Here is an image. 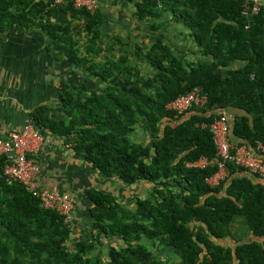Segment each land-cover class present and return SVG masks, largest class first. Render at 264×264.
Listing matches in <instances>:
<instances>
[{
    "label": "trees",
    "instance_id": "obj_1",
    "mask_svg": "<svg viewBox=\"0 0 264 264\" xmlns=\"http://www.w3.org/2000/svg\"><path fill=\"white\" fill-rule=\"evenodd\" d=\"M125 1L147 25L131 49L121 36L103 39L101 8L0 0V32L41 27L51 38L48 53L87 75L63 82L59 105L39 106L31 120L62 136L106 180L141 182L148 191L131 207L90 188L91 228L75 237L76 205L70 222L43 207L22 183L1 176L0 154V264H264V242L224 241L238 218L264 236V184L248 177L258 176L227 162L233 177L213 186L206 179L217 166L189 165L215 157L213 133L202 124L220 110L242 112L230 122L232 142L264 141V5L248 17L246 0ZM175 24L184 39L168 42ZM196 85L208 93V107L176 117L167 105ZM139 129L145 136L136 140ZM157 243L180 258L166 259Z\"/></svg>",
    "mask_w": 264,
    "mask_h": 264
},
{
    "label": "crops",
    "instance_id": "obj_2",
    "mask_svg": "<svg viewBox=\"0 0 264 264\" xmlns=\"http://www.w3.org/2000/svg\"><path fill=\"white\" fill-rule=\"evenodd\" d=\"M99 1L106 16L102 25L104 40L110 36H121L127 43L141 41L140 33H147V25L135 15L132 3L125 0ZM133 36L136 41L130 40ZM180 39L184 37L180 36ZM50 43L51 38L47 31L38 26L25 28L21 25H10L0 32V137L6 136L14 129H21L39 106H58L59 88L63 82H80L87 79L85 70L80 71L74 64L58 60L49 54L47 48ZM179 43L183 45L182 40ZM79 74H84L85 78L83 75L80 78ZM239 113L242 112L235 109L226 110L231 123ZM41 131L47 140V146L38 154L41 165L38 184L46 188H58L73 197L76 203L75 234H78L83 228H91L89 207L92 202L87 196L90 188L119 196L122 190L117 186L122 188V185H129L119 178L106 180L101 172L94 169L62 136L46 128H41ZM230 177L233 176L228 175L225 179L229 180ZM248 177L255 183L264 184L263 179ZM139 184L141 185V182L137 183ZM137 190L140 191L139 187ZM145 192L148 194L147 190ZM240 221L238 218L236 224H232V236L225 238V242L233 246L240 242H264V236L255 234L245 219L242 220L243 226Z\"/></svg>",
    "mask_w": 264,
    "mask_h": 264
},
{
    "label": "built area",
    "instance_id": "obj_3",
    "mask_svg": "<svg viewBox=\"0 0 264 264\" xmlns=\"http://www.w3.org/2000/svg\"><path fill=\"white\" fill-rule=\"evenodd\" d=\"M73 2L76 7H86L91 11L100 8L99 0H53L54 5H64ZM264 5V0H246L243 8L244 16L258 14ZM207 108L208 93L202 85H196L187 93L178 96L167 105V108L179 117L192 107ZM218 115L209 124L213 133L217 153L209 159L201 157L198 161L189 165L202 168L215 165L218 171L207 178L211 185H217L221 179L228 175L227 162H232L243 167L253 175L264 180V141H257L254 147L247 144H237L230 139V120L225 110H220ZM47 146V140L41 129L29 118L21 129H14L6 136L0 137V154L5 155V164L2 175L8 182L18 181L25 189L37 197L41 205L48 209L57 210L65 216L66 222L74 218L75 200L73 197L58 188H46L38 184V176L41 165L38 154L43 152Z\"/></svg>",
    "mask_w": 264,
    "mask_h": 264
},
{
    "label": "rangeland",
    "instance_id": "obj_4",
    "mask_svg": "<svg viewBox=\"0 0 264 264\" xmlns=\"http://www.w3.org/2000/svg\"><path fill=\"white\" fill-rule=\"evenodd\" d=\"M179 27L178 26H176V24L174 25V26H170V28H169V30L166 32V37H167V41L168 42H173V41H175V40H178V39H180V36L182 35V34H180L179 32ZM140 35L142 36V37H144L145 36V34H144V32L141 34L140 33ZM135 38V36H133V38L131 39L130 38V40L131 41H136V38ZM142 39H144V38H142ZM151 40H149V39H146V42L145 43H148V44H151ZM133 45H134V42H130L129 43V45H128V49H131V48H133ZM118 52V51H117ZM119 53V52H118ZM81 75V76H80ZM82 75H83V77L85 78V75L84 74H79L78 76L81 78L82 77ZM89 79V78H88ZM144 136H145V133L142 131V130H138L137 131V133H135L134 134V139H136V140H141V139H143L144 138ZM148 137V135H146V138ZM118 187V189H121L122 191V193L121 194H119V200L123 203V204H126V205H129V206H131L132 207V205H134V202H133V200L135 199V197L136 196H142V197H146L148 194H145L146 192V189H144L143 187H147L145 184H143V183H141V185L139 184V185H129V186H126V185H122V188L120 187V185H118L117 186ZM138 187H139V189H140V191H138L137 189H138ZM127 191V192H126ZM239 220H241L240 221V224H242V226H243V222H242V220H244V218H239ZM236 224V223H235ZM238 225H239V223H238ZM237 225V226H238ZM80 233L81 232H78V234L76 233L75 234V237H79L80 236ZM112 244H115V243H121L122 244V241L121 240H114V241H112L111 242ZM108 245H109V240L106 238V237H102L101 238V244H100V248H102L104 251H105V253L107 252V248H108ZM153 246V249H155V250H158V251H160V253H161V255L163 256V257H165L166 259H170V260H178L179 258H180V256L178 255V253L177 252H175L173 249H171V248H168V247H166L164 244H162V243H157V246H154V245H152Z\"/></svg>",
    "mask_w": 264,
    "mask_h": 264
},
{
    "label": "clouds",
    "instance_id": "obj_5",
    "mask_svg": "<svg viewBox=\"0 0 264 264\" xmlns=\"http://www.w3.org/2000/svg\"><path fill=\"white\" fill-rule=\"evenodd\" d=\"M186 112H187V111H186ZM228 175H229V173H228ZM228 175H227V176H228ZM221 180H222V179H221Z\"/></svg>",
    "mask_w": 264,
    "mask_h": 264
}]
</instances>
